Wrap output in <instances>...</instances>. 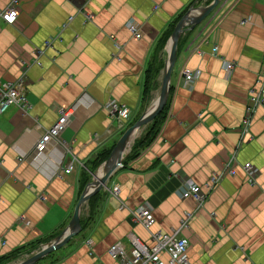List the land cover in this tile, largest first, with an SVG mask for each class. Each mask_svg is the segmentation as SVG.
<instances>
[{
	"label": "crops",
	"instance_id": "0c3cea01",
	"mask_svg": "<svg viewBox=\"0 0 264 264\" xmlns=\"http://www.w3.org/2000/svg\"><path fill=\"white\" fill-rule=\"evenodd\" d=\"M212 1L19 0L16 22H0V81L15 80L25 67L31 106L0 114V264L23 262L68 226L91 174L159 97L179 20L192 5ZM7 2L0 0V7ZM69 17L62 42L35 65L34 50ZM130 21L141 29L140 39L127 31ZM188 30L178 42L165 111L143 124L108 182L107 188H119L123 206L106 191L93 193L82 204L81 235L34 264H115L108 250L117 242L131 256L128 234L150 244L129 216L141 205L152 211V232L168 234L192 215L181 233L190 264H264V106L238 149L249 90L264 68V0H221ZM184 69L200 73L189 88L181 82ZM109 101L130 111L121 127L104 107ZM60 109L72 112L60 137L71 153L54 144L46 155L35 153ZM152 124L156 134L140 147ZM236 149L235 175L202 208L179 197L183 182L203 188ZM72 156L73 170L64 174ZM244 163L257 171L253 186Z\"/></svg>",
	"mask_w": 264,
	"mask_h": 264
},
{
	"label": "built area",
	"instance_id": "2783aa9c",
	"mask_svg": "<svg viewBox=\"0 0 264 264\" xmlns=\"http://www.w3.org/2000/svg\"><path fill=\"white\" fill-rule=\"evenodd\" d=\"M18 3L19 0H8L7 4L0 7V22L7 26H11L16 22L18 17ZM86 20H91V16L85 15ZM73 17H69L64 22L59 32L55 36L49 37L41 47L34 50L33 63L41 66V58L45 56L46 52L52 50L54 45L62 42L61 34L69 26ZM126 29L134 39L142 37V31L133 22L126 24ZM264 58V57H263ZM226 71L231 70V64H225ZM27 69L24 67L19 76L13 81H0V114H3L7 109L13 107L20 112L26 113L31 109L30 104L26 99L27 88ZM200 73L197 71L184 69L181 74V82L185 88H189L198 78ZM264 106V68L260 71L254 86L249 90L248 103L244 112V119L240 131V141L238 149L250 140L249 128L251 126L253 117L258 108ZM105 109L112 119L118 120L119 127L130 115L127 107L118 104L115 101H109L105 104ZM72 112L68 110H59V115L55 123L45 130V132L38 138L34 145V152L40 155H46L51 144L59 146L64 152L71 153V149L61 141V134L66 128ZM233 152L229 160L223 165L221 170L211 174L208 182L204 184L203 188L195 185L190 180H186L182 184V190L179 193L181 199H192L196 204V208H202L209 196L215 191L225 177H233L235 175L234 165L236 163V152ZM76 162L72 156V160L63 170L64 174H68L73 170V164ZM123 164L118 166L122 169ZM241 168L248 177V183L251 186L255 185L256 169L250 163H244ZM62 172V171H61ZM108 187V186H107ZM105 188L104 191L117 200L122 206L120 199V190L117 186L113 188ZM124 208V207H123ZM129 216L133 223L139 224L149 234L150 244H144L132 234H128L127 238L131 243L132 253L128 256L123 246L120 243L113 244L108 250L109 258L115 264H190L187 252L189 249V241L182 237L181 233L188 227L189 221L192 218L191 214H186L181 220L179 226L168 234L162 232H152L151 227L155 223L151 209L146 205H141L135 210H129ZM162 256L167 258L166 263L163 262Z\"/></svg>",
	"mask_w": 264,
	"mask_h": 264
},
{
	"label": "water",
	"instance_id": "95a60500",
	"mask_svg": "<svg viewBox=\"0 0 264 264\" xmlns=\"http://www.w3.org/2000/svg\"><path fill=\"white\" fill-rule=\"evenodd\" d=\"M221 2V0H213L205 7L191 6L183 14L178 24L174 28L170 41L166 49V60L162 70V85L160 95L157 100L150 105L140 116V118L120 136L114 145L109 158L99 167L98 170L91 174L90 181L86 184L81 196L75 206L74 212L68 226L63 229L51 241L42 245L41 249L32 255L30 258L20 262L19 264H34L41 259L47 257L50 253L59 251L66 245L72 244L74 239L81 235L82 228L80 224L82 204L95 192L104 191L109 180L117 172L118 166L122 162V156L133 142L136 133L140 130L144 123L154 118L163 109L168 98L170 90L171 72L177 59L178 42L181 36L193 29L197 24L203 21Z\"/></svg>",
	"mask_w": 264,
	"mask_h": 264
},
{
	"label": "trees",
	"instance_id": "16d2710c",
	"mask_svg": "<svg viewBox=\"0 0 264 264\" xmlns=\"http://www.w3.org/2000/svg\"><path fill=\"white\" fill-rule=\"evenodd\" d=\"M149 80H150V78H148V81H149ZM164 111H165V108H163V109L160 111L159 114L163 113ZM153 124H154V122H153ZM153 124L150 126V128H151V127H153V128H152V129L150 130V132L148 133V137H146L144 141L140 142V147H143L144 145L150 143V142L152 141L154 135L156 134V132H157V128H156V126L153 125ZM146 142H147V143H146ZM132 155H135V154H132Z\"/></svg>",
	"mask_w": 264,
	"mask_h": 264
},
{
	"label": "rangeland",
	"instance_id": "374dc122",
	"mask_svg": "<svg viewBox=\"0 0 264 264\" xmlns=\"http://www.w3.org/2000/svg\"><path fill=\"white\" fill-rule=\"evenodd\" d=\"M118 141V140H117Z\"/></svg>",
	"mask_w": 264,
	"mask_h": 264
}]
</instances>
